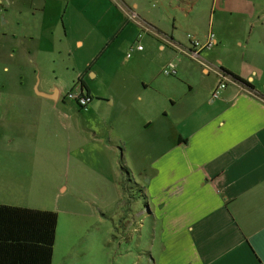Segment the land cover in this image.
<instances>
[{
  "label": "crops",
  "instance_id": "obj_1",
  "mask_svg": "<svg viewBox=\"0 0 264 264\" xmlns=\"http://www.w3.org/2000/svg\"><path fill=\"white\" fill-rule=\"evenodd\" d=\"M210 32L217 44L193 55L188 35ZM171 61L176 76L162 72ZM220 73L228 87L215 99ZM83 82L91 103L112 107L109 142L133 127L169 135L166 179L150 195L154 264H264V0H0L1 204L55 211L59 185L32 171L38 149L22 126Z\"/></svg>",
  "mask_w": 264,
  "mask_h": 264
},
{
  "label": "rangeland",
  "instance_id": "obj_2",
  "mask_svg": "<svg viewBox=\"0 0 264 264\" xmlns=\"http://www.w3.org/2000/svg\"><path fill=\"white\" fill-rule=\"evenodd\" d=\"M151 7H159L158 2ZM111 56L121 59L122 53L113 49ZM93 73L88 81L96 88L99 82ZM72 88L74 84L68 90ZM78 108L74 100L48 102L39 107L46 115L29 116L22 126L38 149L35 156L40 161L32 171L44 181L58 183L60 189L58 204L52 206L59 215L53 264H154L161 246H153L152 235L161 214L156 215L150 195L166 179L169 135L133 127L126 131L130 138L125 143L116 139L118 129L110 130L109 142V132L103 128L112 107L94 101L83 115L71 119L69 111ZM32 151L23 146L11 149ZM63 185L68 186L66 193Z\"/></svg>",
  "mask_w": 264,
  "mask_h": 264
},
{
  "label": "trees",
  "instance_id": "obj_3",
  "mask_svg": "<svg viewBox=\"0 0 264 264\" xmlns=\"http://www.w3.org/2000/svg\"><path fill=\"white\" fill-rule=\"evenodd\" d=\"M117 35L91 62L86 72L95 65ZM233 77L239 79L236 75ZM81 89L93 100L85 82L81 84ZM58 220L56 211L0 203V264H53Z\"/></svg>",
  "mask_w": 264,
  "mask_h": 264
},
{
  "label": "built area",
  "instance_id": "obj_4",
  "mask_svg": "<svg viewBox=\"0 0 264 264\" xmlns=\"http://www.w3.org/2000/svg\"><path fill=\"white\" fill-rule=\"evenodd\" d=\"M143 35V33H140L138 38H142ZM188 37L191 40V53L195 56H197L202 50L211 49L217 44L216 34L214 32H210L205 40H200L192 34H189ZM143 48V45L138 41V44L131 48V53L135 49L142 50ZM131 53L128 54V56H130ZM162 72L167 76H176L178 74V65L175 61H171L164 66ZM228 80L229 77L226 73H220L218 84L213 92V98L216 99L220 97L221 93L228 87ZM65 98L74 100L79 103L81 107L83 106L85 108H87L92 102V98L90 96H87L86 93H82V89L79 84H77L75 88H72L66 94Z\"/></svg>",
  "mask_w": 264,
  "mask_h": 264
}]
</instances>
